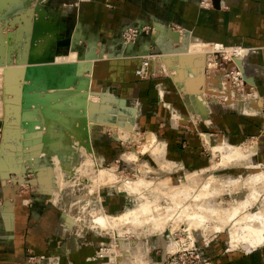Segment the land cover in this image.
<instances>
[{"label": "rangeland", "instance_id": "374dc122", "mask_svg": "<svg viewBox=\"0 0 264 264\" xmlns=\"http://www.w3.org/2000/svg\"><path fill=\"white\" fill-rule=\"evenodd\" d=\"M58 1L59 0H29L26 9L22 11L17 10L12 14H8L7 7L9 2L7 0H0V17H4L7 14V18H0V51L1 53L3 52L2 54L0 53V59H2L0 60V68L2 69L0 70L2 72V74H0L2 79H0V189L3 188L4 183H9V181L16 179V184L21 185L20 188L16 189V194H21L23 190L28 189L31 191L30 193H32L31 196L37 195L42 200L49 198L52 208H61L66 214L69 213L70 218H68L69 221H67V224L72 225V222L77 221L76 223H78L79 226L81 225L83 228H85L84 226H88L90 229L94 230V233L96 231L99 235V240H103L106 248L109 249L108 256L111 257L109 264H118L117 262H119V264H170L169 262L171 259L174 258L175 255L177 257L179 252L184 248L188 251L192 250V253L187 254V256H190L191 259L196 261L198 258L196 256L202 257L201 252L205 247L210 246L212 249L211 245L213 242L229 249L248 252L247 249L240 246L237 248L229 247L231 242L228 229H226L227 227L221 232L217 231L208 235L204 234V232L201 234L202 228H209V226H211L210 224H204V222H206L205 220H193L196 222V225L192 227L190 219L181 221L171 216L161 219V215L159 214L165 211V207H172L173 201H171L170 197L167 199L169 195H167L166 189H158L154 183H149L154 181L165 182V179H169V183H165L169 188L170 185L179 187L181 184L191 180V182H197L195 186L188 185L191 190H199V188H202L203 182L206 183L205 180L218 179L223 185L227 183V187L223 186L224 191L218 194L212 202L225 208L235 205V202H240L247 197L249 194L248 188L241 186L242 188L238 187L235 189V187H232L228 183L251 177L259 172H264V146L262 144L264 142V133H260V136L257 135V137L247 134V136L242 139L232 141L231 138L226 137L223 131H219L214 121H209L206 117L209 107L211 109L215 106L218 107L217 104L214 105L216 101V103L220 102V105L223 107L228 105V111H234V108L237 106L239 110L244 111L246 114H254L255 116L251 115L249 117L257 118L259 120V130L264 129V94H258L254 89L252 90L250 84L246 86L241 68V59L248 54L247 48H245L246 53L241 58L243 52L239 48L240 46L219 47L209 41L199 39L184 27L174 24V22L166 21V23L161 21L160 23V21L155 20L154 24L149 23L147 25V34L139 36L136 39L133 52L129 53L128 51L131 49L129 46L126 48L125 41H127V39L125 35H122L121 28L118 33L107 42L84 36L80 30H75L73 25H66L65 15H62L64 14V7L60 5L62 9H57V7H59L57 5V3H59ZM195 1L196 3L194 5L197 9L204 10L208 7H212L211 0ZM40 16L49 19V23H51V27L56 34L51 41L46 39L43 44L36 46V41L33 40L41 29V26L36 24V20L39 19ZM28 17H30L29 21H27ZM32 22H34L32 31L30 32L32 37L30 36L26 41L22 38L23 33L26 29V31H28ZM156 23H160L161 25L163 23L162 26H165V28L162 29L164 32L162 38L158 36L157 32L159 31V27ZM79 33H81V38L80 36L77 37ZM175 34L177 38L173 37ZM67 36L69 39L68 45H59L58 41H61V39ZM21 39H23V43ZM127 42L130 43V41ZM193 44L195 46L194 51L198 54L202 63V70H200L202 73L198 77L184 78L182 84H178L180 86L183 85V87H180L174 79H172L176 73L174 69L177 65L175 66V64L178 63L174 54H177L176 52L182 53L191 50L190 46ZM199 45H203L204 47H198ZM20 49H24L25 51H23L24 54L21 55V59L19 58V53H22ZM47 50L50 54H47L45 58L42 57L43 59L40 58L43 52ZM198 51L200 53H197ZM136 52L138 54H134ZM144 53L150 56L154 61V69L149 70L145 77L136 76L143 79V81L147 78L149 84L151 83L153 86H158V88L153 90L155 92L154 95L148 94L138 99L136 97L130 99L120 96L118 94L117 85L113 82V79H116L114 75L105 77L107 78V85H99L94 82L96 64L107 62L123 65L125 60H136L140 63L141 59L145 57ZM70 56L74 57V60ZM37 58L43 61L33 62V60ZM31 64L33 65L30 66ZM25 65H27L28 68H25ZM38 65L41 66L38 67ZM170 66L173 70L169 68ZM236 66L242 71L244 83L243 86H240L241 89H238L233 82L235 81V79H233V71L236 70ZM18 68L20 69L15 70ZM215 74L218 75V78H221L223 82L224 90L222 93L211 91L212 84L210 80ZM117 75L118 73H115V76ZM120 77L122 78L121 74ZM57 84L59 86H57ZM53 86L54 88L58 87L57 89H60L59 87L65 89L67 86H73L72 88L76 90L75 94H77V92L80 93L77 94V96L73 93L71 96L84 97V99L87 97L85 100L86 102L84 101L82 103L84 105L86 104V109L88 104L95 103L98 109L101 108L99 111H102L108 104L103 103L101 98L102 96H107V99H111V101L114 102L109 104L110 111L103 110L101 112L102 119H109V117L115 116L116 112H118V116H122V114L127 116L130 111V113L134 114L133 125L131 126L128 124L124 126L123 129L132 132L131 136L126 139H121L117 136V131L115 132V130H112L113 128L110 126L102 131L95 130L89 133L85 126L87 114L85 108H82V112L80 110L76 114L67 112L66 115L63 116L64 118L58 117L60 114L57 108L59 107V98L62 97L56 95L57 93L55 90L57 89L54 90ZM71 87H69V89H72ZM49 90L53 93L51 91L49 92ZM81 92L83 93L81 94ZM187 94L191 96L203 94L202 97L207 102L205 114L198 112L192 114L188 111L183 101ZM226 97L232 99H226ZM156 99H159L158 104H156ZM98 102L100 103L98 104ZM210 103H212L211 106ZM154 105H157L160 110L162 109V113L154 119L158 121V126L163 124L160 131L162 129L165 131L166 129L167 132H165L163 136L168 135V138L170 137L168 140L161 136L159 132L157 133L152 129L149 121L153 118L144 117L146 107H152ZM36 107H41L40 112H43L42 116H40L37 111L33 110ZM147 108L146 115L153 111L149 107ZM18 116L22 119V126L19 130L20 137L16 136L17 132L14 133V131H11V129H17L16 121ZM70 116H72V118ZM47 117L50 120L52 118L57 119L59 124H64V128H61L62 130L60 129V131H67L65 132L68 134L67 139H65L66 142L64 141L65 143H67L71 137H74L73 139L76 140L75 143L73 139H70L73 140L72 142H74V144L70 143V140L67 144L62 143L60 146L62 149H58L59 147L49 148L51 152H49V155L54 154L52 152L55 150L61 151L63 156L60 158V163L67 162L69 167H67L66 175L63 173H59V175L56 174V176L52 175L54 180L55 178L57 179L49 183L51 184L50 189L57 193L59 189H63L66 186L68 181L72 182L70 186L64 188L63 192L61 191L62 195L57 203L54 202L56 195L45 188L46 184H39L37 181L41 174L51 178L50 170H52L42 169L41 164H43V162H37L40 153L39 149L49 141V136L52 134H55L57 137L60 135L62 142L64 138H66L65 134L59 133L58 128L52 130L51 126L46 124L45 121L47 119L45 118ZM43 118L45 120H43ZM142 121H144V123ZM178 128H189L191 132L194 133V137L189 138V140L183 137L180 143V146H183L182 144L184 143V146L181 147V153L177 151L175 153H169V143L173 141L171 136L174 135V131ZM48 130H51V133H49ZM149 137H153L149 150L153 151L154 148L161 149L162 155L157 159L154 158L150 151L142 152L145 145L144 141L148 140ZM86 145L92 151L94 157L86 152ZM215 145L239 146L242 152L248 151L249 156L244 161H230L229 164L223 166L224 162L222 163V156L220 157L212 151V147ZM47 150H45V152ZM199 152L200 154H197ZM132 153L138 154H135L136 157L134 158L136 159H127ZM68 156H70V158ZM193 157L199 158V160L191 164V162H189L190 159H187ZM34 158H36V162L32 161V159L35 161ZM45 164L48 166L47 163ZM65 166L67 165L65 164ZM111 166L115 169V177L118 178V181L127 180L129 182H134V184L137 185V190L133 189L132 192L128 191L127 194L120 191L115 183L100 186V184H92L87 179L89 176L88 174L97 167L108 168ZM79 179H83V182H80ZM182 187L184 186L182 185ZM182 187L180 186L179 189ZM139 193H142L144 197L140 196ZM165 194L166 197L163 196ZM257 199L258 201L253 207L245 211V213L251 214L263 207L264 200L261 199L260 196L259 198L257 197ZM10 202H12L10 195L4 198L0 195V212L6 209ZM70 207L74 209H70ZM93 210H97L99 215L104 216L106 214L114 217L129 211L121 228L126 231L124 233L125 237L129 238L133 243L131 245V251H125L120 240L118 242L114 240V233L106 229V232L103 231V229L99 227V224L93 222L95 221L91 212ZM149 214L152 215L149 216ZM156 219L164 221V226L161 228L162 231L160 232L158 229L161 227V224L157 226L154 224ZM96 220L98 221V218ZM146 224L151 227L149 230L152 229L151 235L144 234L143 237H140L141 233L139 232L145 229V227L142 226ZM74 228L78 227L73 226L72 229L74 230ZM107 233L112 234V236ZM136 242H139L144 249H139L138 246L135 245ZM261 248H264V244L253 249ZM31 253L32 252H28L27 254V264H31V262H28ZM141 253H143V255ZM104 260H106V258L103 259V261Z\"/></svg>", "mask_w": 264, "mask_h": 264}, {"label": "crops", "instance_id": "0c3cea01", "mask_svg": "<svg viewBox=\"0 0 264 264\" xmlns=\"http://www.w3.org/2000/svg\"><path fill=\"white\" fill-rule=\"evenodd\" d=\"M211 1L212 7L200 10L194 5L195 0H59L57 9H62L60 5L64 7L62 15H65L66 25H73L75 30H80L84 36L95 40L107 42L123 25L132 22L148 25L158 20L174 22L199 39L219 47L240 46L243 52L241 58L247 48L248 54L241 59L246 86L250 84L252 90L264 94V0ZM138 65L136 60H125L123 65L98 63L95 66L94 82L107 85L105 77L114 75L116 79H113V82L117 85L120 96L138 99L144 95H154L153 90L158 86L149 84L147 78L143 81L136 76L135 70ZM115 73L119 76H115ZM158 100L156 99V104ZM216 104L218 107H212L213 109L209 107L206 117L209 121H214L219 131H223L232 141L242 139L247 134L257 137L264 133V129L259 130V120L249 117L255 116L254 114H246L237 106L234 111H228V105L223 107L220 102L215 101L214 105ZM147 107L153 110L148 115ZM147 107L144 117L154 119L162 113V109L160 110L157 105ZM153 119L149 121L150 126L163 136L167 132L166 129L160 131L163 124L158 126V121ZM177 130L171 136L173 141L169 143V153L176 151L181 153L184 143L183 146H180V143L183 137L187 140L194 137L189 128ZM163 137L166 140L170 139L168 135ZM262 144L264 146V142ZM198 157L200 158L199 155ZM199 158L187 160L190 159L189 162L194 164ZM261 173L264 177V172ZM16 182L14 179L4 183L0 189V195L3 198L10 195L12 201L0 212V264H27L28 252L36 255L57 253L61 256L60 264L101 263L99 259H92L97 246L103 242L99 240L96 231L94 233L88 226H84L85 228L79 226L77 221L66 226L68 213L61 208H52L49 198L42 200L37 195L31 196L32 193L28 189L22 191L24 194H16V189L21 186ZM73 226L78 228L73 230ZM260 244L258 245L261 246ZM258 245L256 246L259 247ZM211 247L212 249L210 246L205 247L201 252L205 264H264V248L253 249L255 248L253 246L251 247L253 250L246 248L249 249L248 252H242L223 247L216 242H213Z\"/></svg>", "mask_w": 264, "mask_h": 264}, {"label": "bare ground", "instance_id": "6f19581e", "mask_svg": "<svg viewBox=\"0 0 264 264\" xmlns=\"http://www.w3.org/2000/svg\"><path fill=\"white\" fill-rule=\"evenodd\" d=\"M9 3L8 7H7V10H8V14H12L13 12L19 10V11H22L24 9H26L27 7V4L29 3V0H7ZM37 1V0H36ZM35 2V1H33ZM41 2V1H40ZM5 4V3H4ZM7 4V3H6ZM45 12V11H44ZM43 12V13H44ZM40 14V13H39ZM45 14V13H44ZM29 15V14H28ZM38 16V14H37ZM7 18V14L4 16ZM4 17H0V18H4ZM30 17H28L27 21H29ZM32 18V17H31ZM36 24L37 25H40L41 29L39 30V33H37L35 35V39L33 41H36L35 44H37L36 46L40 45V44H43L45 42V40H49L51 41V39L54 38L55 36V31H53L52 29V25L51 23H49V19L48 18H45V17H41L39 19L36 20ZM1 23V21H0ZM30 23V22H29ZM33 23H31V27L28 29V31L24 30V33H23V37L24 40H28V38L31 36L32 37V34L30 33L32 31V27H33ZM161 23V21H160ZM160 23H156L157 26L159 27V31L157 32L158 33V36L160 38L163 37L164 35V32L162 31L163 28H165V26H162ZM28 26V25H27ZM23 28V27H22ZM157 29V30H158ZM156 30V31H157ZM19 35V34H18ZM81 38V34H77V37ZM76 37V39H77ZM167 37V36H166ZM173 37H175L173 35ZM176 38V37H175ZM75 39V40H76ZM22 40V43H23V39ZM80 40V39H79ZM176 40V39H175ZM77 41V40H76ZM168 41V40H167ZM55 42V41H54ZM198 42V41H197ZM21 43V44H22ZM69 43V42H68ZM20 44V46H21ZM50 44V43H49ZM179 44V43H178ZM68 45V44H67ZM198 45V44H197ZM32 46V45H31ZM186 46V45H185ZM198 47H202V46H198ZM34 48V47H33ZM32 48V49H33ZM191 50H187L186 52H182V53H178L176 52L177 54H174L175 57L177 58L176 60L178 61L177 64H175V66L177 65V67L174 69L176 71L175 75H174V81L178 84H182L183 82V79L184 78H194V77H198L201 75L202 72H200V70H202V63H201V60H200V57L198 56V54L195 53L194 51V44L190 46ZM22 49V48H21ZM20 49V50H21ZM48 49V48H46ZM45 49V50H46ZM174 49V48H173ZM19 50V51H20ZM166 50V49H165ZM22 53L20 52L19 54V58L21 59V55L24 54V49L21 50ZM24 51V52H23ZM200 51V50H199ZM197 52V53H200V52ZM228 52V51H226ZM1 53V51H0ZM3 53V52H2ZM1 53V54H2ZM32 53V52H31ZM206 53V52H204ZM221 53V52H220ZM0 54V55H1ZM47 54H50V52L47 50L46 52H43V54L40 56V58H45V56ZM235 54V53H234ZM90 55V54H89ZM165 55V54H164ZM169 55V54H168ZM228 55V54H226ZM239 55V54H238ZM72 56V54H71ZM70 56V57H71ZM213 56V55H212ZM235 56V55H233ZM27 57V56H26ZM37 57V56H36ZM158 57V56H157ZM167 57V56H165ZM40 58H37L35 60H33V62H36V61H43L41 60ZM42 58V59H43ZM73 60H74V57H71ZM234 58V57H233ZM19 59V60H20ZM39 59V60H38ZM167 59V58H166ZM2 60V59H0ZM18 60V61H19ZM174 60V61H176ZM210 60V59H209ZM239 60V59H238ZM17 61V62H18ZM47 61V60H46ZM23 62V61H22ZM32 62V61H31ZM172 62V61H170ZM208 63V62H207ZM235 63V62H233ZM210 64V63H209ZM8 65V64H6ZM33 64H31L30 66H32ZM171 65V64H170ZM208 65V64H207ZM9 66V65H8ZM26 67L25 68H28L27 65H25ZM41 66V65H38V67ZM10 67V66H9ZM8 67V68H9ZM14 67V65H13ZM20 67V66H18ZM23 67V66H22ZM36 67V66H34ZM238 67V66H237ZM171 68V66L169 67ZM10 69V68H9ZM20 68L18 69H15V70H19ZM38 69V68H37ZM172 69V68H171ZM0 70H2L0 68ZM74 70V69H73ZM173 70V69H172ZM242 72V71H241ZM68 73V72H67ZM72 73V72H70ZM74 73V72H73ZM0 74H2V72L0 71ZM207 75V74H206ZM73 76V75H72ZM173 77V76H172ZM69 78V77H67ZM71 78H74V77H71ZM208 78V77H207ZM0 79H1V75H0ZM2 80V79H1ZM64 80V79H63ZM66 80V79H65ZM78 80V79H77ZM88 81V80H87ZM189 81V80H188ZM208 81V80H207ZM211 84H212V90L213 92H217V93H222V91L224 90V85H223V82L221 80V78L219 79L218 78V75H213L212 76V79L210 80ZM65 83V82H64ZM87 83V82H86ZM60 84V83H59ZM49 85V84H48ZM62 85V83H61ZM189 85V84H188ZM187 85V86H188ZM57 86H59L57 84ZM180 86V85H178ZM183 87V85H181ZM180 86V87H181ZM51 87V85H50ZM55 87H56V84H55ZM71 87V86H69ZM69 87L67 86V88H61L59 87L60 89H57V88H54L57 89L55 90V92L57 93L56 95L62 97V98H59V103H58V112L60 115H58V117H61V118H64L63 116L66 115V113L68 112H71V113H78V111L82 110V108H85L86 104H82L86 98L84 99V97L80 98L79 96L78 97H75V96H71L73 93L75 94L76 90L74 88L72 89H69ZM186 87V86H185ZM78 88V87H77ZM206 88V87H205ZM50 89V88H49ZM53 90V89H52ZM53 90V91H54ZM51 90H49L50 92ZM78 91V90H77ZM52 92V91H51ZM54 92V93H55ZM85 92V91H84ZM44 93V92H43ZM53 93V92H52ZM80 93V92H79ZM77 92V94H79ZM83 92H81L82 94ZM188 93V92H187ZM41 94V93H40ZM77 94H75L77 96ZM87 95H91V94H87ZM86 95V96H87ZM203 95V94H202ZM202 95H186V97L184 98V103L188 109L189 112H191L192 114H196V112L198 113H201V114H205L206 113V101L204 100V98L202 97ZM231 95V94H230ZM34 96V95H33ZM9 97V96H8ZM89 98V97H88ZM229 98L230 100L232 98L230 97H226V99ZM6 99V98H5ZM234 100V99H233ZM45 101V99H44ZM101 101L103 103H106L108 104L106 106V108H104L103 110L104 111H110V105L111 103H113L114 101H111V99H107V96L106 97H103L101 98ZM9 102V101H8ZM62 102V103H61ZM86 102V101H85ZM90 102V101H89ZM93 102V101H92ZM12 103V102H11ZM46 103V102H45ZM100 102H98L99 104ZM4 104V103H3ZM9 104V103H8ZM34 104V103H33ZM5 105V104H4ZM48 105V104H47ZM55 105V104H54ZM83 105V106H82ZM33 106V105H32ZM38 106V105H36ZM46 106V105H45ZM101 106H104V105H101ZM4 107V106H3ZM2 107V108H3ZM19 107V106H18ZM31 107V106H29ZM105 107V106H104ZM41 108V107H40ZM40 108H34L33 110L34 111H37L40 116H42V113L40 112ZM61 108V109H60ZM101 109V108H99ZM98 107L95 105V103H92V104H88L87 106V109L85 108V110H87V114H86V118H85V126L88 130V132H92V131H98V130H104L106 127L110 126L112 127L111 129L112 130H115V132L117 131V136L120 137L121 139H126L128 138L129 136H131L132 132L130 131H127L125 129H123L124 126H127L128 124L129 125H133V121H134V114L133 113H130L129 111V115L127 116H124L122 114V116H118V112H116L115 116L113 117H109V119H102V116H101V112L103 111H99ZM117 109V108H116ZM43 110V109H42ZM33 111V112H34ZM47 111V110H46ZM114 111V110H112ZM132 111V110H131ZM32 112V111H31ZM82 112V111H81ZM33 114V113H32ZM51 114V113H50ZM56 114V113H55ZM1 115V113H0ZM53 115V114H52ZM50 116V115H49ZM72 118V116H70ZM85 117V116H84ZM41 118V117H40ZM11 119V118H10ZM47 119L45 122L46 124H48L49 126H51L52 130H55L58 128V131L59 133L61 134H65L66 135V138H64L63 142L61 141V137L60 135H58L59 137H57L55 134H52L49 136V141L45 143V145L39 149V155H38V160L37 162L40 163L41 161L43 162V164H41L42 166V169H52L50 170V177L51 178H48V176H43L42 174L39 175L38 177V182L39 184H46V189L47 190H50L51 192L52 189H50V186L51 184H49L50 182L52 183V180H54L52 178V175L53 176H56L59 175V173H63L65 174L67 172V167H68V164L67 162H62L60 163V158L63 156V153L61 151H53L52 155H49V148H56V147H59L58 149H62L60 146L62 145V143L64 144H67L68 141L70 139H73L70 135V139L66 142L65 139H67V135L65 132H67L65 130V132L63 131H60L61 128H64V124H59V121L57 119H49L48 117L45 118ZM43 118V120H45ZM66 119V118H65ZM64 119V120H65ZM68 119V118H67ZM74 120V119H73ZM17 124H16V127L17 129H11V131H14V133L17 132L16 136H19L20 137V129H21V126H22V119L17 118ZM67 123V122H66ZM43 124V123H42ZM10 126V125H8ZM27 128V127H26ZM72 128V127H71ZM43 129V128H42ZM77 129V128H76ZM10 130V129H9ZM41 130V129H40ZM62 130V129H61ZM86 130V131H87ZM49 131V130H48ZM51 131V130H50ZM49 131V133H51ZM70 131V130H69ZM68 131V132H69ZM72 131V130H71ZM48 133V132H47ZM56 133V132H55ZM71 133V132H69ZM75 133V132H74ZM87 133V132H86ZM43 134V133H42ZM15 135V134H14ZM79 135V133H78ZM134 135V134H133ZM150 136V135H148ZM29 138H31L30 136H27ZM24 138V137H23ZM22 138V139H23ZM79 138V137H78ZM119 138V139H120ZM148 138V137H147ZM152 138L153 137H149L148 140L144 141L145 142V145L143 147V151L142 152H146V151H150V153L154 156V158H158L161 154V149L159 148H154L153 151L149 150V147L151 146L150 143L152 141ZM135 139V138H134ZM74 142L76 143V140L73 139ZM73 140H70L72 144H74V142H72ZM86 140V139H85ZM27 141V140H26ZM65 141V142H64ZM21 143V142H20ZM25 143V142H23ZM28 143V141H27ZM22 144V143H21ZM17 145V144H16ZM88 145V144H87ZM85 146V150L87 153H89V155H93L92 151L89 149V145L88 146ZM48 149V150H47ZM57 149V150H58ZM92 149V148H91ZM241 147L239 146H225V145H215L214 147H212V151L213 153L217 154L218 156H222L221 159H222V163L224 162V165L223 166H226L227 164H229L230 161H244L245 159H247V157L249 156V153L248 151L246 152H242L241 150ZM43 150V151H42ZM45 150H47L45 152ZM74 150V149H73ZM84 151V150H83ZM245 151V150H244ZM43 152V153H42ZM74 152V151H73ZM80 152V151H79ZM141 152V153H142ZM37 153V154H38ZM51 153V152H50ZM136 154V153H135ZM134 153H132L130 155V158L129 156L127 157V159H136L134 157H136V154L135 155ZM87 155V156H89ZM70 158V156H68ZM96 157V156H95ZM124 157V156H123ZM68 158V159H69ZM87 158V157H86ZM85 158V159H86ZM35 161L32 159L33 162H36V158H34ZM88 159V158H87ZM70 161V160H69ZM249 161V160H248ZM48 164V166H46V164ZM239 163V162H238ZM65 164L67 166H65ZM46 167H45V166ZM215 165V164H214ZM213 165V166H214ZM69 168V167H68ZM72 168V167H71ZM91 168V167H90ZM80 169V168H79ZM88 174V173H87ZM48 175V174H47ZM66 175V174H65ZM89 176L87 177V179L92 183V184H100V186H105V185H108L110 183H115L116 186L118 187V189L124 193H127L128 194V191H133V189H136L137 185L134 184V182H129L127 180H119L118 181V178L115 177V169L111 167H100V168H96L95 170H92V172H90L88 174ZM193 175V174H192ZM86 177V176H85ZM57 178H55L56 180ZM54 180V181H55ZM61 180V179H59ZM67 180V179H66ZM166 181L165 182H149V183H154V185H156V187L158 189H166V193L167 195V199H169V197L171 198V201H173V205L172 207H165V211H162V213H160L159 215H161V219H164V218H167V216H171L172 218L174 219H178V220H185V219H190V223L192 225V227H194L196 224L195 221L193 220H201V221H206L204 222V224H210L211 226H209V228H205L204 229L202 228V231H201V234L202 232H204V234H210V233H213V232H217V231H222L224 228L228 229V233H229V239H230V242H231V248H234L236 246H242L244 247L245 249L246 248H251L253 246L257 247L256 245L262 243L264 244V205L262 208H259L258 211H255L251 214H247L245 213V211H248L251 207H253V205L258 201L257 197L264 200V177H263V174L261 172L257 173V174H254L252 175L251 177H247V178H244V179H239V180H236V181H231L229 182L228 184H230L232 187H235V189H237L238 187H241V186H245L246 188L249 189V194L247 195V197L240 201V202H235V205H232L230 207H222L221 205L219 204H215L213 203L212 201L215 200V197L220 194L221 192L224 191V187H227V183L224 185L218 180V179H214V180H205V182H203L202 184V188L199 190H191V188L188 186V185H196L197 182L195 181H188L187 183H184V184H181L180 186L182 187V185L184 187L180 188L177 186H174V185H170L169 188L167 186V184H165L166 182H168L169 179H165ZM79 181L83 182V179H79ZM170 181V180H169ZM72 183L71 181H68L66 183V186H70ZM76 183V182H75ZM158 184V185H157ZM53 185H56V184H53ZM161 185V186H159ZM45 186V185H44ZM73 186V184H72ZM139 186V185H138ZM187 186V188H186ZM224 186V187H223ZM64 187V188H65ZM44 188V189H45ZM63 189H59L57 191V193L53 192L55 196V200L58 201V199L61 197V193L63 192ZM197 188V187H196ZM242 188V187H241ZM137 190V189H136ZM135 190V191H136ZM190 190H191V193H190ZM46 191V190H45ZM62 191V192H61ZM161 191V190H160ZM159 191V192H160ZM223 194V193H222ZM60 195V196H59ZM140 196L144 197L142 195V193H139ZM162 195V194H161ZM166 197V194L163 195ZM170 201V202H171ZM261 203V202H260ZM264 204V203H263ZM74 209L73 207H70V209ZM85 209V208H84ZM93 216H94V220L93 222H96V224H99V227L101 229H103V231L106 232V230H110L112 233H114V240H117V242L120 240L121 242V245H123V249L125 251L129 250L131 251V245L133 244L132 241L129 240V238H126L124 233L126 231L122 230V226H123V221L126 220V215L129 213V211L127 212H124L122 214H120L119 216H111V215H99L97 213V210H93L91 211ZM125 214V215H124ZM152 215V214H149V216ZM124 216V217H123ZM69 217V213L67 214V221ZM98 218V221L96 219ZM147 219V218H145ZM161 219H156V221L154 222V224L157 225H160L161 227L158 229V231H162L161 228H163L164 226V221H162ZM153 224V225H154ZM70 224H67L66 223V226H69ZM95 225V224H94ZM182 226V225H181ZM119 227V228H117ZM142 227H145V229H143L141 232V235L140 237L144 236L145 235H150L151 234V230H149L151 227H149L148 224H146L145 226H142ZM212 227V228H211ZM106 229V230H105ZM154 232V231H152ZM107 234H110V233H107ZM112 236V234H110ZM109 235V236H110ZM145 238V237H144ZM174 244H177V243H174ZM135 245L138 246L139 249H144L143 247H141V244H139V242H136ZM261 245V244H260ZM180 246V245H179ZM179 246H176V247H179ZM259 246V245H258ZM172 248V247H171ZM254 248V247H253ZM252 249V248H251ZM140 250V251H141ZM172 250V249H171ZM249 250V249H247ZM173 251V250H172ZM129 254V253H128ZM143 255V253H141ZM124 256V255H123ZM119 264V262H117Z\"/></svg>", "mask_w": 264, "mask_h": 264}, {"label": "built area", "instance_id": "2783aa9c", "mask_svg": "<svg viewBox=\"0 0 264 264\" xmlns=\"http://www.w3.org/2000/svg\"><path fill=\"white\" fill-rule=\"evenodd\" d=\"M121 31H122V35L126 36L124 37L127 39V41H130V43L125 41V45H126V48L127 46L130 47L131 50L128 52L131 53L133 52L134 43L136 39L139 36L147 34L148 26L145 24H139V23L132 22L130 24L123 25L121 27ZM134 54H138V53L136 52ZM144 54H145V57L141 59V62L139 63L138 67L135 70V74L139 77H145L149 70L154 69V63H153L154 61L146 53ZM235 68L236 70L233 71V74H234L233 79H235V81L233 82L236 84V87L238 89H241L240 86H243V83H244L243 78H242V73L237 66ZM108 252H109V249L106 248L105 243L101 242L97 246V250L95 251L92 259L101 260L100 264H109L111 257L108 256ZM191 253H192V250L188 251L186 250V248H184L179 252L177 256L178 259L175 255V257L172 258L169 263L170 264H205V260L199 256H196L198 257L196 261L194 259H191L190 256H187V254H191ZM105 258L106 260L103 261V259ZM28 259H29L28 262H31V264H60L61 262V256L57 253H52L48 255L46 254L35 255L31 253ZM67 264H72V263L67 262Z\"/></svg>", "mask_w": 264, "mask_h": 264}, {"label": "water", "instance_id": "95a60500", "mask_svg": "<svg viewBox=\"0 0 264 264\" xmlns=\"http://www.w3.org/2000/svg\"><path fill=\"white\" fill-rule=\"evenodd\" d=\"M176 38H177V35L175 34L174 35ZM59 43V45H67L68 44V42H69V39H68V36L67 37H65L64 39H61V41H58ZM110 57V56H109ZM122 101V100H121Z\"/></svg>", "mask_w": 264, "mask_h": 264}]
</instances>
